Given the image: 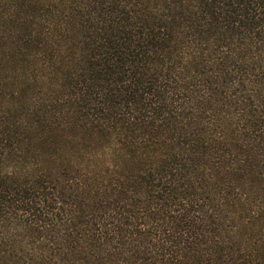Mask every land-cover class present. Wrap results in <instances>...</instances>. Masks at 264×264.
Listing matches in <instances>:
<instances>
[{
	"label": "trees",
	"instance_id": "16d2710c",
	"mask_svg": "<svg viewBox=\"0 0 264 264\" xmlns=\"http://www.w3.org/2000/svg\"><path fill=\"white\" fill-rule=\"evenodd\" d=\"M2 54L0 264H264V0H0Z\"/></svg>",
	"mask_w": 264,
	"mask_h": 264
},
{
	"label": "rangeland",
	"instance_id": "374dc122",
	"mask_svg": "<svg viewBox=\"0 0 264 264\" xmlns=\"http://www.w3.org/2000/svg\"><path fill=\"white\" fill-rule=\"evenodd\" d=\"M28 81H30V79L28 80V76L24 73V69L17 57L8 58L7 55H0V82L3 84L7 93L20 88L22 85L31 86L26 84ZM25 96H27V94H25L23 98H25Z\"/></svg>",
	"mask_w": 264,
	"mask_h": 264
}]
</instances>
